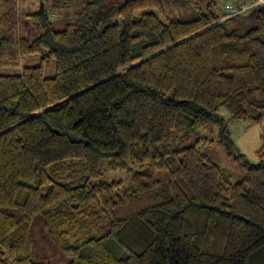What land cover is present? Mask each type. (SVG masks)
Listing matches in <instances>:
<instances>
[{"label": "trees", "instance_id": "16d2710c", "mask_svg": "<svg viewBox=\"0 0 264 264\" xmlns=\"http://www.w3.org/2000/svg\"><path fill=\"white\" fill-rule=\"evenodd\" d=\"M13 1L0 70L42 55L56 74L0 71V264H51L40 224L57 264H264V136L237 183L200 137L238 150L221 108L264 125V3L221 22L244 0H67L56 30L54 2L31 41Z\"/></svg>", "mask_w": 264, "mask_h": 264}, {"label": "rangeland", "instance_id": "374dc122", "mask_svg": "<svg viewBox=\"0 0 264 264\" xmlns=\"http://www.w3.org/2000/svg\"><path fill=\"white\" fill-rule=\"evenodd\" d=\"M57 1L58 2H56L55 0H16L18 17L24 37L32 41L40 34L39 27L35 22L30 21L27 16L41 10H47L48 12L52 11L54 2L56 5H58L59 8L57 19L54 20V27L56 30H62L65 28L66 24L71 18L70 12L68 11L69 9L67 8L69 6L67 4L68 1ZM233 1L234 0H217L221 8L222 6L228 3H232ZM244 1H248V3H250L252 0ZM13 3L15 4V0L13 1ZM250 10H248L246 13H248ZM40 65H43L45 75L47 77L55 76L56 66L54 60L44 59L42 55L21 57L17 64H5L1 66L0 71L4 73L20 72L23 67ZM219 115L225 119L226 127L231 133V137L238 150L232 151L226 146V143L220 142L219 128L213 124L200 131V137L203 139V142H201V150L203 151V153H206L208 156H210L213 161L221 168V170L227 176H229L232 183H237L240 182L245 175L244 160L239 157L240 154L245 156L246 159L252 164L259 162L257 151L262 146L264 125L253 126L249 122L228 121L229 114L224 108L220 109ZM131 169L132 171L139 170L138 166H132ZM129 176L130 173L125 172L124 170H113L108 166H104L100 180H122L124 183H127ZM39 235L43 237L42 224L34 228V237L36 241V258L42 260V262L49 261L51 264H57L58 257L56 256L54 250L49 247V244L46 242H43L42 245L43 240L39 237ZM43 255L45 258L43 257ZM46 258L48 259V261ZM66 261L67 259L65 258V263H63L66 264Z\"/></svg>", "mask_w": 264, "mask_h": 264}, {"label": "built area", "instance_id": "2783aa9c", "mask_svg": "<svg viewBox=\"0 0 264 264\" xmlns=\"http://www.w3.org/2000/svg\"><path fill=\"white\" fill-rule=\"evenodd\" d=\"M264 3V0H254V2L248 3V1H243L237 6H228L227 5V12L226 15L227 17L221 21L224 22L226 19L238 16V15H243L245 14L248 10L255 8L256 6L262 5Z\"/></svg>", "mask_w": 264, "mask_h": 264}]
</instances>
